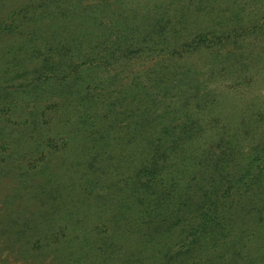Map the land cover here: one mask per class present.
Returning <instances> with one entry per match:
<instances>
[{
    "label": "trees",
    "instance_id": "1",
    "mask_svg": "<svg viewBox=\"0 0 264 264\" xmlns=\"http://www.w3.org/2000/svg\"><path fill=\"white\" fill-rule=\"evenodd\" d=\"M191 1L28 0L0 20V177L23 167L28 145L63 167L78 154L80 168L30 193L60 195L51 214L3 215L1 243L17 257L264 261V101L239 93L264 50V0ZM10 36L18 48L1 46ZM18 80L25 91L8 86ZM20 92L32 110L49 106L13 125L1 115ZM53 214L65 224L53 227Z\"/></svg>",
    "mask_w": 264,
    "mask_h": 264
},
{
    "label": "rangeland",
    "instance_id": "2",
    "mask_svg": "<svg viewBox=\"0 0 264 264\" xmlns=\"http://www.w3.org/2000/svg\"><path fill=\"white\" fill-rule=\"evenodd\" d=\"M27 1L28 0H0V20L6 18L9 12L13 11L14 8L20 6L21 4L23 5L27 3ZM191 2H194V0H192ZM21 42L22 40L20 38L10 36L2 40L1 46L6 45V46L18 48L21 45ZM262 45L264 48V43ZM228 48L230 47L227 46L226 49ZM257 52H260V54H258ZM254 56L255 58L251 63V69H250L253 73V79H254L253 83L246 90H242L239 92L241 94L240 98L242 99L244 104L249 102L250 100H255L257 98L258 100L264 101V50L261 51L259 49H255ZM203 58L204 56H202V59L196 57L192 62L197 63V66L202 68L204 66H207L204 65L207 62ZM150 63L152 62L147 61L145 63V61H141L139 64V69L144 68L145 66H147V64ZM31 66L32 65H28V68L30 69ZM95 77L96 75L95 76L91 75L90 77H87V79L92 80V78ZM21 83L26 84V82H23L22 80H18L11 82L10 85L8 86H10L12 90L21 88V90L25 91L22 87H19ZM18 94H19L18 98L21 99V105L18 106V108L16 109L14 108L13 112L9 111V113H4L6 111L3 110V114L1 115L4 116L3 118L4 120H6V118H8L9 120L11 119L13 125L15 122L19 123L21 120H22L21 122L25 123L27 119L35 118L34 115H37L38 117V115L42 112V110L45 107L49 106V104L42 102L37 104L36 110H32L31 107L32 104L31 105L28 104V106H26L27 104L25 103V99L27 97L25 96V94H22V97H20L21 92ZM51 111H53V109ZM50 112L49 110L46 111V113L48 114H50ZM55 119H56L55 122L52 124V128H53V130L51 131L53 132L52 136L55 138H60L59 132H62L63 134H68V129L62 128L59 119L57 117H55ZM56 124L57 126L54 127ZM12 128L13 127L10 128V131L13 130ZM44 130L45 131L42 130L43 134L46 133L47 135L48 133H50L46 129ZM58 144L59 141L52 145L57 146ZM29 147L30 145H28L27 149L24 150L25 153L21 151L22 155L24 154L26 155V159L25 161H23L24 163L23 167L21 169L12 171L11 174L12 176H7L3 178L0 177V215H2L0 216V222H4V220L6 221L3 215L7 216L14 213L15 216L16 215L22 216L23 212L32 211L37 208L39 209V207L41 208V210H47L49 211L48 213L51 214L52 212H54L51 211L50 208L51 203H54L55 201L59 203L60 195L54 193L53 197L48 198L50 201H44L41 199L29 200L30 193L32 194V192L39 191L40 186L44 188L46 187L47 189L48 185H51L56 188L57 186H60V183L64 181L65 177L66 179H68V177L77 178L78 172L80 170V168L78 167V162H79L77 158L78 154L68 153L66 156L67 166L63 167L62 166L63 159L57 158V156L56 157L52 156L49 160H47L48 162H43L44 155L42 156V149H36L35 147L29 149ZM23 148H25V146ZM24 166L27 167L25 168ZM25 169H26L25 175L21 176L22 173H24ZM75 172H77V174L74 175ZM104 192H106V189L104 190ZM39 198L41 197L39 196ZM68 208L71 209L72 207H68ZM53 218H51L52 224H54L53 227L58 228L59 226L65 224L63 220H60V222L55 220L58 219L57 215L53 214ZM44 242L45 243L51 242V240L45 238ZM248 261L249 259H245L243 261L240 260L237 261V264H264V261L262 260L256 261L255 263H249ZM0 264H56V262H54L51 257L37 258L36 260L31 259V257H28L27 259L24 260L22 256H20L19 258V256L17 257L14 253H12V251L7 247V244L1 243L0 240ZM102 264H110V263L104 262Z\"/></svg>",
    "mask_w": 264,
    "mask_h": 264
}]
</instances>
